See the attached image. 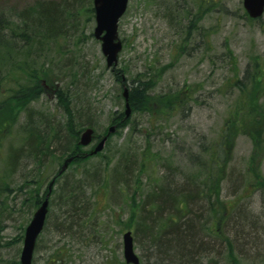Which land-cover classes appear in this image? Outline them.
<instances>
[{"label":"trees","instance_id":"1","mask_svg":"<svg viewBox=\"0 0 264 264\" xmlns=\"http://www.w3.org/2000/svg\"><path fill=\"white\" fill-rule=\"evenodd\" d=\"M186 3L166 7V11L172 7L168 17L179 40L175 45L177 51L182 53L188 45L196 51L203 44L210 50L208 41L213 33L200 23L216 9L217 3L215 0H186ZM93 18L91 0L36 2L16 13L15 21L4 23L0 18V46L6 50L9 61L6 73L0 68V94L1 83L14 81V89L8 90V97L0 101V150L13 129L14 137L18 139L17 146H9L4 159H0L3 166L0 170V233L4 216H10L9 201L18 204L17 214L22 209L31 214L47 197L44 228L50 222L51 208L55 205L62 210L65 206L62 215L66 216L55 229L62 228L69 234L74 228L87 227L85 224L93 215L84 211L85 207L89 209L88 200L80 199L86 189L92 187L94 197H106L114 188L124 187L129 194V219L121 222V231L131 229L133 240L148 252L144 256L146 259L153 257L157 264H202L205 254L216 251V241L232 258L233 242L226 233L230 222L237 239L255 247L251 233L244 231L246 226L253 225L252 221L248 217H239L234 206L224 207L225 202L219 197V184L229 174L238 136L247 137L253 146L248 172H259V166H253V162L264 149V103L260 101L264 93V60L253 57L240 75L237 59L229 49L225 50L232 75L224 85L237 90L229 116L224 120L217 140L211 145L200 146L199 154L188 147L185 159L182 156L177 164H170L166 162L167 158L160 159L158 153H153L150 140L174 118L183 121L184 117H189L198 89L184 84L174 90L157 91L166 67L170 68L171 64H150L145 71L130 77V85L123 75L128 74L127 70L110 71L120 85V94L116 97L121 98L123 104V85L128 88L130 114L125 117L124 112L115 113L110 122L115 125V132L107 135L100 152L90 154L91 149H86L89 145H79V136L85 128L93 129V113L84 98L85 93L78 89L80 81L89 72H80L77 61L80 59L79 45L85 39L83 32ZM247 19L256 21L248 16ZM68 44L73 49L68 48ZM43 94L54 97L63 123L56 122L54 114L32 105ZM135 116L144 117L147 126ZM125 128L144 139L142 149L131 147L110 155L103 154L111 137ZM107 132L105 129L102 135H96L94 131L92 142L106 136ZM69 157L72 161L59 173L63 161ZM95 157H100L103 165L89 172L87 162ZM185 166L200 169L204 172L203 178L197 180L193 175H186ZM69 171L73 176L70 181L67 180ZM155 172H161L157 180L153 178ZM14 174L21 180L19 184L12 180ZM255 178L256 187H264L262 177L255 173ZM78 212L86 216L81 225L79 219L74 218ZM21 230L13 242L22 240L24 227ZM139 234L141 241H137ZM10 244H2L0 237L1 249ZM210 259L207 264H218L217 260ZM65 262L67 259L60 256L53 264ZM8 264H19V259L13 258Z\"/></svg>","mask_w":264,"mask_h":264},{"label":"rangeland","instance_id":"2","mask_svg":"<svg viewBox=\"0 0 264 264\" xmlns=\"http://www.w3.org/2000/svg\"><path fill=\"white\" fill-rule=\"evenodd\" d=\"M42 1L51 0H0V18H3L4 23L15 21L16 13ZM215 2L217 3L216 9L208 13L200 23L201 26L210 28L213 33L208 41L211 45L210 50L205 49L206 45L203 44L196 51H193L191 45L183 48L182 53L177 51L175 45L179 40L172 28L168 11L176 3L187 5L186 0H130L125 14L118 23V36L123 46L118 56L116 69L124 68L128 71V74L123 73L128 85H130V77L145 71L150 64L155 66L171 64L170 68L166 67L158 83L157 91L174 90L184 84L195 86L198 89L195 92L196 101L192 103L193 109L189 117H184L183 121L180 118H174L168 126L156 132V136H152L153 139L150 140L153 147L152 152L158 153L160 159L167 158L165 160L170 164H177L178 159L185 155L188 147L195 154H199L200 146L211 145L217 140L224 120L229 116L237 90L233 86L224 85V82L232 75L225 50L229 49L237 59V69L240 75L243 74L249 60L251 61L253 57L258 56L264 60V14L260 19L250 21L245 15L242 0H215ZM167 6L172 7L166 11ZM94 26V20L88 22L83 32L85 39L83 44L79 45L81 49L78 55L80 59L77 61L79 71L84 73L86 70L89 73L85 79L80 81L78 89L80 88V93H85L84 98L92 109L93 129L96 135H102L104 130L112 125L110 122L113 115L124 111V104L121 98L116 97L120 94V85L114 80L112 73L106 69L100 42L92 35ZM68 48L73 49L69 44ZM5 52L4 47L0 46L2 73H6L9 68ZM13 60H16L15 56ZM262 78L264 80V75ZM1 85L0 101L8 97L6 93L8 90L14 89V81L10 80ZM260 101L264 103V93ZM32 105L39 110L54 114L56 122H64L61 112L55 107L56 102L53 96L43 94ZM135 118L147 126L144 117L135 116ZM13 132L14 129L11 136L3 141L0 150L1 160L6 156L9 146H17L18 139L14 137ZM112 132H115L114 129ZM134 133L132 134L128 128L119 133L116 132L102 153L110 155L118 150L131 147L142 149L145 141ZM94 143L96 142H92L86 149L90 150ZM252 152L253 146L250 140L245 136H238L229 163V174L219 184V197L222 202H225L224 207L232 205L236 208L239 217H248L252 221L253 225L246 226L244 231L251 233L256 245L251 247L246 242H240L230 222L226 233L233 242V257L231 258L225 248L216 241V251L205 254L202 264H207L210 258L217 260L218 264H232V262L233 264H264V187L257 188V178H255L256 173L264 180V149L253 162V166H259V172H248ZM172 155L175 157L172 158ZM170 157L171 161H169ZM101 164L103 165L100 157H95L87 162L86 168L92 172ZM2 167L0 164V170ZM185 168L188 171L185 174L193 175L197 180H201L204 176V172H200V169L196 167L188 169L185 166ZM71 171L68 172L70 174L67 176L68 181L73 178ZM155 173L153 178L157 180L161 172ZM12 180L16 184L21 181L15 174ZM48 181L49 179L43 183L41 192ZM145 181L146 178L143 179V182ZM10 186L13 187V185ZM92 191V187H89L80 198L88 200L89 203V209L85 207L84 211L93 214L91 220L85 224L87 227L79 230L74 228L69 234L62 228L56 230V224L62 222V218L66 216L62 215L66 207L60 210L54 205L51 208L50 222L37 239L32 264H49L50 261V264H53V261L58 260L60 256L67 259L65 264L124 262L122 234L127 229L121 231V222L123 224L129 219L128 191H125L124 187L114 188L106 197L99 195L94 197ZM14 202H8L10 216H4L2 221L1 243L10 242L11 244L0 248V264H8L13 258L19 259L22 240L17 239V242L13 240L21 234L22 227L25 229L33 213L32 211L31 214H27L22 209L20 214H17L18 204ZM79 202L83 203V201ZM74 218L77 221L79 219L81 225L86 216L78 212ZM141 239L139 234L137 241ZM134 250L139 257L140 264H157L153 257L148 259L144 257L148 252L142 244L139 245L134 241Z\"/></svg>","mask_w":264,"mask_h":264},{"label":"water","instance_id":"3","mask_svg":"<svg viewBox=\"0 0 264 264\" xmlns=\"http://www.w3.org/2000/svg\"><path fill=\"white\" fill-rule=\"evenodd\" d=\"M129 0H93V12L95 26L93 37L100 42V50L105 59V66L111 71L115 70L118 64V56L122 50V42L118 36V23L127 9ZM243 8L251 19L262 17L264 13V0H242ZM124 81V77H121ZM122 97L124 100V114L127 117L130 114L128 103V88L123 85ZM114 126L108 129L104 136L92 149L90 154L100 152L104 146L107 135L111 133ZM93 138V129L86 128L79 137V145L87 146ZM72 157L66 158L59 170L62 173L72 161ZM53 181L49 183L48 189L51 190ZM49 194V193H48ZM48 196V195H47ZM48 211V198L46 197L37 209L25 227L22 248L19 256V264H31L36 240L43 230ZM122 253L126 264H139V258L133 247V237L130 230L122 234Z\"/></svg>","mask_w":264,"mask_h":264},{"label":"flooded vegetation","instance_id":"4","mask_svg":"<svg viewBox=\"0 0 264 264\" xmlns=\"http://www.w3.org/2000/svg\"><path fill=\"white\" fill-rule=\"evenodd\" d=\"M44 84V83H43ZM96 142H97V140H96Z\"/></svg>","mask_w":264,"mask_h":264}]
</instances>
